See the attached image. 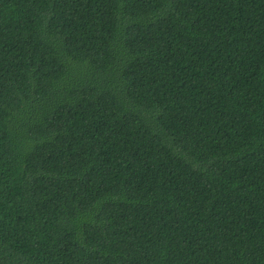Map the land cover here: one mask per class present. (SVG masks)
Segmentation results:
<instances>
[{"label":"trees","instance_id":"1","mask_svg":"<svg viewBox=\"0 0 264 264\" xmlns=\"http://www.w3.org/2000/svg\"><path fill=\"white\" fill-rule=\"evenodd\" d=\"M0 264H264V0H0Z\"/></svg>","mask_w":264,"mask_h":264}]
</instances>
